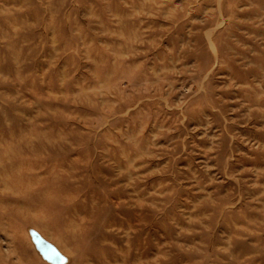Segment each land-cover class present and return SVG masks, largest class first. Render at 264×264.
<instances>
[{
	"label": "rangeland",
	"instance_id": "obj_1",
	"mask_svg": "<svg viewBox=\"0 0 264 264\" xmlns=\"http://www.w3.org/2000/svg\"><path fill=\"white\" fill-rule=\"evenodd\" d=\"M0 264H264V0H0Z\"/></svg>",
	"mask_w": 264,
	"mask_h": 264
},
{
	"label": "bare ground",
	"instance_id": "obj_2",
	"mask_svg": "<svg viewBox=\"0 0 264 264\" xmlns=\"http://www.w3.org/2000/svg\"><path fill=\"white\" fill-rule=\"evenodd\" d=\"M222 25H223V24H222ZM221 27H222V26H221ZM215 29H216V28H215ZM213 47H214V51H216V50H215V46H213ZM206 76H207V75H206ZM204 78H206V77H204ZM202 82H203V81H202ZM200 88H201V87H200ZM132 144H133V143H132Z\"/></svg>",
	"mask_w": 264,
	"mask_h": 264
}]
</instances>
